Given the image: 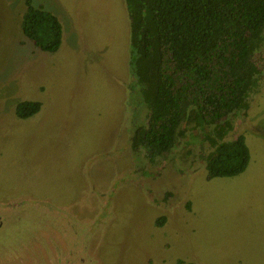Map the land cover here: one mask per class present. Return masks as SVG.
<instances>
[{
  "label": "rangeland",
  "instance_id": "rangeland-1",
  "mask_svg": "<svg viewBox=\"0 0 264 264\" xmlns=\"http://www.w3.org/2000/svg\"><path fill=\"white\" fill-rule=\"evenodd\" d=\"M31 4L58 18L61 41L52 53L33 47L20 29L24 0H0V202L45 199L48 212L69 217L73 237H58L35 203L16 204L1 217L0 264H76L89 227L73 214L101 218L92 230L100 260L90 264H264V74L226 134L243 135L245 169L206 179L208 143L197 129L152 159L130 148L143 114L131 118L126 102L123 0ZM23 100L39 101L38 111L18 117ZM87 192L92 210L83 208Z\"/></svg>",
  "mask_w": 264,
  "mask_h": 264
},
{
  "label": "trees",
  "instance_id": "trees-1",
  "mask_svg": "<svg viewBox=\"0 0 264 264\" xmlns=\"http://www.w3.org/2000/svg\"><path fill=\"white\" fill-rule=\"evenodd\" d=\"M128 17L130 80L126 102L131 150L152 159L197 129L208 143L205 178L242 172L249 153L242 134L226 137L248 109L264 74V0H123ZM20 29L36 49L52 53L61 41L58 18L24 0ZM37 100L15 114L38 111ZM136 114V115H135ZM163 222L159 216L156 224Z\"/></svg>",
  "mask_w": 264,
  "mask_h": 264
},
{
  "label": "flooded vegetation",
  "instance_id": "flooded-vegetation-1",
  "mask_svg": "<svg viewBox=\"0 0 264 264\" xmlns=\"http://www.w3.org/2000/svg\"><path fill=\"white\" fill-rule=\"evenodd\" d=\"M126 98H127V94H126ZM86 192V191H85ZM93 194L92 192H87L86 195L84 194L83 200H87L86 203H83V208L85 209L88 208L89 210H92V205L95 206L91 202L90 200V195ZM97 200L101 201V202H105L106 199H103V195L101 194V191L99 190L98 194L96 195ZM11 202L4 201V202H0V225L2 224V215H5L6 212L8 210H10L14 205L22 203L23 205H26L28 203H35V204H31L34 205L35 207H37L39 209V211H45L47 214L50 215V217L53 218L52 224L54 225L56 231H57V236L59 237V235H61V237L63 239L68 238V242L71 241L72 237H73V232H72V225L69 223V217L67 215L61 214V215H57L55 211H51L48 212L49 210L47 209V205L49 204L48 201H46L45 199L42 200H35V202L32 201L31 198L28 199V202H24L21 200V198H15V200L10 199ZM73 214V213H72ZM96 214V213H95ZM92 215V214H90ZM98 216H100L99 214H96ZM71 216V215H69ZM73 221H75V223H79V225H87L89 227V229L86 231L85 235L81 236V239L78 238V243L76 245V264H90V262H93V257L96 258L97 260H100L99 254L96 252V244H97V237H95V234L92 233V230L96 227V223H99V221L101 220V218L99 220H97L96 222H92V220L88 219L87 217H79L76 216V214H73L72 217ZM92 222V223H90ZM91 231V234H89L88 232ZM75 235V234H74ZM75 236H74V240H75ZM76 243V240H75ZM57 248V247H55ZM73 249V247L69 248V251L67 250V253L65 255L66 260L69 259L70 256V250ZM95 261V260H94ZM95 261V262H96Z\"/></svg>",
  "mask_w": 264,
  "mask_h": 264
}]
</instances>
